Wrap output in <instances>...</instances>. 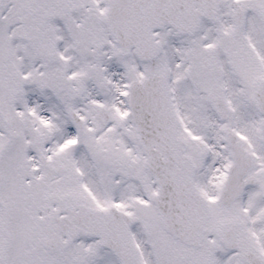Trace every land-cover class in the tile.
I'll use <instances>...</instances> for the list:
<instances>
[{
    "label": "rangeland",
    "instance_id": "374dc122",
    "mask_svg": "<svg viewBox=\"0 0 264 264\" xmlns=\"http://www.w3.org/2000/svg\"><path fill=\"white\" fill-rule=\"evenodd\" d=\"M71 1L40 0L39 3L44 13L62 11L67 5L69 16L79 0H74L75 4ZM27 3L28 0H0V236L6 238L8 227L13 229L16 253L19 252L15 264H31L34 260L31 253L35 249L26 248L25 242L47 229L57 193L83 189L88 183L109 191V186L120 180V153L113 143L119 138L104 126L91 130L97 124L91 109L95 103H104L115 111L116 116L108 125L117 119L122 122L120 111L124 105L115 110L111 82L104 73L106 54L111 53L110 58L117 63L125 62L128 76L143 75L135 54L121 57L107 33H100V46L91 45L93 52L81 54L79 51L87 48L77 47L70 39L66 16L61 20L46 19L48 34L34 33L27 19ZM73 29L76 32L75 24ZM49 37L54 43L52 56L45 49ZM91 60L99 65L90 69L93 77L89 73ZM140 65L143 70L152 68V63ZM57 66L62 68L61 76L56 73ZM31 98L34 104L29 102ZM69 107L82 115L86 121L85 133L91 140L85 138L75 147L59 149L63 141L72 138ZM123 122L130 125L129 119ZM121 137L133 141L134 130L128 127ZM131 156L134 158L133 152ZM92 177L107 183L95 184ZM144 179L139 178L141 183L132 184L131 188H141L142 192ZM0 240L3 241L1 237ZM65 258L66 255L53 256L46 264H72L73 260Z\"/></svg>",
    "mask_w": 264,
    "mask_h": 264
},
{
    "label": "flooded vegetation",
    "instance_id": "af4514ba",
    "mask_svg": "<svg viewBox=\"0 0 264 264\" xmlns=\"http://www.w3.org/2000/svg\"><path fill=\"white\" fill-rule=\"evenodd\" d=\"M234 1L245 10L241 28L230 16ZM255 2L264 4V0H228L217 22L204 19L193 34H179L172 27L159 33L163 41L159 65L167 71L180 119L178 132L187 140L188 153L197 165L195 179L210 199V210L200 254L192 252L190 258L182 252L177 256L178 248L172 247L170 238L155 231L147 239L139 237L144 264H175L178 260L181 264H239L238 251L222 253L214 248L219 240L215 230L224 221L242 222L248 236L264 254V112L255 105L256 79H264V21L256 20L259 11L256 14ZM220 96L229 107L225 118L216 105ZM230 133L254 159L245 179L254 176L258 182L244 187L228 213L220 203L221 207L213 203V197L222 190L225 170L232 161ZM94 199L104 197L100 193H84L73 197L71 203L94 205ZM114 203L140 212L139 223L144 220L155 226L158 220L153 207L143 206L141 195L116 194ZM95 242L98 243L94 237L81 235L63 251L69 249L72 258L87 260V264H95V259L98 264H107L109 254L99 243L100 252L94 258L98 251ZM13 261V255H7L0 263L13 264Z\"/></svg>",
    "mask_w": 264,
    "mask_h": 264
},
{
    "label": "water",
    "instance_id": "95a60500",
    "mask_svg": "<svg viewBox=\"0 0 264 264\" xmlns=\"http://www.w3.org/2000/svg\"><path fill=\"white\" fill-rule=\"evenodd\" d=\"M223 0H110L107 16H103L115 39L124 51L135 47L142 59H150L158 52L155 27L166 21L178 22L177 26H196L203 14L216 17ZM198 3V8L196 4ZM131 106L140 139L148 158L146 167L154 173L157 192L154 200L167 230L187 243H200L204 232L203 217L206 200L198 192L193 182L194 165L184 155V143L175 135L177 117L171 101L165 76L147 77L143 81L131 83ZM100 107H95L99 113ZM100 114V113H99ZM72 224H66V221ZM61 222L53 213L50 234L55 235L62 227L71 238L78 229L101 237L102 243L109 246L121 259L122 264H140L137 259L130 226L131 218L116 207L88 209L70 215ZM227 247L238 245L244 257L255 261L256 250L245 238L236 240L233 233L219 229ZM242 236V235H240ZM50 248L56 242L43 239Z\"/></svg>",
    "mask_w": 264,
    "mask_h": 264
},
{
    "label": "bare ground",
    "instance_id": "6f19581e",
    "mask_svg": "<svg viewBox=\"0 0 264 264\" xmlns=\"http://www.w3.org/2000/svg\"><path fill=\"white\" fill-rule=\"evenodd\" d=\"M29 102L31 103V104H34L33 102V99L31 98L30 100H29ZM80 143V142H79Z\"/></svg>",
    "mask_w": 264,
    "mask_h": 264
}]
</instances>
